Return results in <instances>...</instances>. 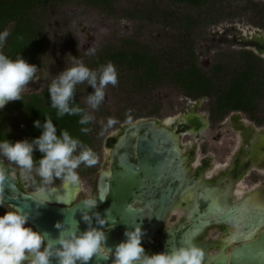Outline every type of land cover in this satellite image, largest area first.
<instances>
[{
  "label": "rangeland",
  "instance_id": "rangeland-1",
  "mask_svg": "<svg viewBox=\"0 0 264 264\" xmlns=\"http://www.w3.org/2000/svg\"><path fill=\"white\" fill-rule=\"evenodd\" d=\"M156 1L181 14L190 12V9L185 5L175 4L170 0ZM256 1L264 2V0ZM145 2L146 0H112L111 6L108 8L109 13L103 11L99 6L87 4L82 0L49 5L43 17L47 24L49 49L40 58L41 67L36 65L38 68L35 74L36 79L29 82L22 94L41 92L66 67L72 66L73 57L79 58L87 67L95 70L100 66L91 64L89 59L104 47L158 50L170 42L173 43L177 39V31L173 28L146 19L134 20L123 16L126 9L139 7ZM254 29L264 32L263 28L255 26L244 13L234 18L220 17L207 27L197 29L194 44L198 65L207 70L223 54L233 53L240 49H248L257 54V45L246 41L242 36L243 31L250 32ZM257 55L264 61L263 56ZM116 70L118 82L115 86L109 84L105 88V99L98 109L93 110L87 104V96L94 91L93 88L87 85V82L76 86L77 99L84 109L93 116L90 122L93 138L91 149L94 151L97 161L91 167L81 164L76 169L82 188L78 195L79 198L87 199L89 196L96 195L92 181L97 177L100 169L107 167L106 151L112 149L116 134L121 132V127L124 124L140 118L153 117L163 120L165 117L187 110H195L205 115L210 124L206 134L202 138L197 137L190 140L186 136L183 138V141L189 142L186 149L193 152V160L188 161L191 171L200 164L202 159L207 158L209 162V171L202 174V179L206 178L208 174L214 176L225 172L229 167L234 168L239 163L242 156L240 150L246 146V142L241 140L244 123L251 124L256 130H264V99L260 102L259 111L255 114L260 122L251 119L250 115L243 111H231L222 120L212 121L209 118L210 97L204 95L192 98L187 96L181 88L167 81H163L155 87L136 89L134 85L132 86L133 80L128 75L130 70L124 68ZM197 104V108L193 107ZM109 120L112 121L111 124H109ZM23 123H25V118L18 113L8 123V128L14 132L15 141L25 139L18 130ZM204 153L210 158L203 156ZM0 160L8 167L10 173L21 182L23 188L27 191L35 189V186L30 182L20 177L19 170L12 162L2 157ZM250 168L253 177L258 176L259 181L250 180L248 176L242 178L235 185V189H240L242 194L251 190L264 191V160L260 167L252 166ZM135 174L123 162L116 180L117 189L129 187L135 182L138 183L139 178L134 182ZM33 175L35 176V173ZM35 179L37 186H41L40 178L35 176ZM61 181L62 178H56L51 185L59 184ZM125 190L123 188L120 191L123 194ZM120 191L119 198L122 200L126 195H122ZM239 195L234 193V198ZM175 211L176 215H171L163 227L171 225L182 213V209ZM132 228L129 226V230Z\"/></svg>",
  "mask_w": 264,
  "mask_h": 264
},
{
  "label": "trees",
  "instance_id": "trees-1",
  "mask_svg": "<svg viewBox=\"0 0 264 264\" xmlns=\"http://www.w3.org/2000/svg\"><path fill=\"white\" fill-rule=\"evenodd\" d=\"M72 0H0V32L8 30V36L2 51L15 59L21 54L29 63L41 67L40 58L49 49L46 23L43 18L49 5H59ZM87 4L99 6L109 13L112 0H82ZM172 3L185 5L189 13L181 14L167 8L156 0H146L139 7L128 8L123 16L130 19H146L171 27L177 31V39L158 50L110 49L104 47L90 57L91 64L97 66L111 62L116 69H128V74L136 89L155 87L163 81L175 84L192 98L210 97V114L213 121L222 120L228 112L243 111L250 118L256 117L259 104L264 99V61L248 49L226 53L204 70L197 63L195 39L197 29L214 23L218 18H234L244 13L257 27L264 29V2L256 0H170ZM90 65V64H89ZM39 93L22 94V99L9 102L0 110V140L15 142L14 132L8 128L12 117L18 113L25 118L19 126V133L25 139L40 135L34 127V121L42 123L45 116L52 119L57 127V134L67 130L74 138L91 148L93 144L92 125L78 123L79 115L57 117L56 109L51 107L48 86ZM74 102L84 109L76 98ZM81 127L90 131L84 134ZM34 151V160L41 157ZM4 211H0L3 215Z\"/></svg>",
  "mask_w": 264,
  "mask_h": 264
},
{
  "label": "clouds",
  "instance_id": "clouds-1",
  "mask_svg": "<svg viewBox=\"0 0 264 264\" xmlns=\"http://www.w3.org/2000/svg\"><path fill=\"white\" fill-rule=\"evenodd\" d=\"M9 35L8 30L0 32V110L9 102L22 99V93L29 82L34 81L38 71L37 66L27 62L21 54L15 59L4 54L2 49ZM84 82L94 90L87 96L88 106L98 109L105 99V88L118 82L116 67L109 62L94 70L73 57L72 66L66 67L48 86L51 107L56 109L57 117L79 115L78 123L82 126L92 121L93 116L74 102L76 86ZM33 123L36 129L41 130L40 135L31 140H0V157L12 162L20 177L35 186L37 194H42L44 186L51 185L56 178L78 184L76 169L81 164L86 167L95 165L94 151L67 130L60 131L58 135L56 125L48 116L43 123L39 119ZM80 131L87 134L90 128L81 127ZM34 151L42 154L39 159L34 160ZM33 173L40 178L41 186H37ZM4 178L0 171V181ZM104 199L89 196L83 205L86 209H93L98 200ZM4 203L0 198V207ZM94 215L100 227H92V216L85 212L82 219L89 225L86 230L80 231L78 226L69 227L52 238L29 224L30 213L18 207L5 210L0 215V264H53V260L55 264H90L96 255H101L104 260L111 258L112 264H203L204 252L195 245L147 253L142 245L144 232L139 224L125 231L126 239L109 248L103 227L109 219L101 218L98 213ZM55 226L62 229L63 223L58 222Z\"/></svg>",
  "mask_w": 264,
  "mask_h": 264
},
{
  "label": "flooded vegetation",
  "instance_id": "flooded-vegetation-1",
  "mask_svg": "<svg viewBox=\"0 0 264 264\" xmlns=\"http://www.w3.org/2000/svg\"><path fill=\"white\" fill-rule=\"evenodd\" d=\"M209 118L212 120L210 112ZM153 119L157 120L156 118ZM207 121L208 125L205 133L197 137L202 138L208 131L210 124L208 119ZM133 122L124 124L121 130H123L125 126L127 128L128 125ZM152 131L156 132L153 135H158V141H160V138L164 139V142H158V144L165 149L163 152L165 158L161 160L162 163L159 165L158 172L152 175L149 172L148 166L143 165V172L140 176L143 179L144 191L147 193L148 189L153 187L151 186L153 182L151 179L152 177L157 179L156 185L159 188H156V191L158 193L160 190L167 192L171 191L169 193L173 196V202L168 212L159 222H155L157 217L156 210L158 208L157 202H155L154 205L149 204L147 206L145 205V201L142 203L136 201L134 203V207L142 208V213L144 215L143 221L147 222V227L143 230L144 236L142 239V245L145 251L152 254L168 250V248L173 249L183 244L185 246L195 245L204 252V257L211 256L209 257L210 260H203V264H228L230 254L235 246H250L244 252L246 255H241L240 258L244 257L245 259H251L252 257L256 258L258 255L262 257V255L257 254V252L261 251L262 243L264 242V191L251 190L244 194H238L239 196H236V198H233L230 202L225 200V196L229 197L236 193L235 185L242 178L248 176L250 180L255 179L259 181V177H253L251 173L250 167H252V165L250 160L239 161L236 166L234 165V168L229 167L227 171L214 176L208 174L206 178L202 179V174L205 171H209V162L207 158L202 159L200 164L191 171L188 161L193 160V152L185 147L183 150H180L174 140V137L178 136L180 142L182 141L185 145L189 144V142L183 141V138L186 136L190 140L193 137L186 134V127L184 125H178L173 129L158 128L155 125H153L152 128L146 126L140 129L138 135L144 133L149 139L152 135ZM126 136L128 140L125 146L119 149L117 154L127 147L129 153L132 155L127 158L128 164L138 167L139 159L136 157L137 137ZM115 148L116 146L112 145L111 151ZM111 151L107 167L100 169L97 177L92 181L96 191V197L99 193V180L102 171H106L107 169L110 172L121 162V159L117 158V156H113ZM200 151L203 152V150ZM184 154H187L188 157L185 158ZM204 155L208 157L206 153H204L203 156ZM0 165L6 167L10 173L8 167L1 160ZM15 180L17 187L21 191L25 193H36L35 189L27 191L23 188L18 179L15 178ZM187 190L193 192L189 204L183 200L180 206H177L180 196ZM259 194L263 197V200H261ZM78 195L69 204H62L56 201L50 202L46 199L42 200L46 203H53L60 206L71 205L83 199L79 198ZM232 206H236V209H233ZM12 208L11 205L4 203V206L0 207V211L11 210ZM177 209H182V213L178 216L177 220L171 225L163 227L165 222L170 219L171 215H176L175 210ZM215 220H219L220 223H215ZM231 237L232 241L228 243L227 240Z\"/></svg>",
  "mask_w": 264,
  "mask_h": 264
},
{
  "label": "water",
  "instance_id": "water-1",
  "mask_svg": "<svg viewBox=\"0 0 264 264\" xmlns=\"http://www.w3.org/2000/svg\"><path fill=\"white\" fill-rule=\"evenodd\" d=\"M250 42L257 45V50L264 49V43L261 44L258 41ZM257 54H259L258 51ZM153 125H155V119L153 118H141L128 125L125 134L129 137H137L136 157L139 159V166L137 167L128 164L127 158L132 155L129 153L127 147L117 154L119 149L122 146H125L128 140V137L125 135L123 139L116 144V148L111 151V154L121 159V162H119V164L110 172L102 171L99 180V193L97 198L104 197L105 199L103 201L98 200L97 206L93 209H86L83 205V199L78 200L71 205L60 206L44 202L42 200L43 198L37 193H25L17 187L15 178L8 172L7 168L2 167L1 165L0 171L4 173L5 178L0 181V198L13 208L18 207L22 211L30 213L29 224L40 232L48 233L52 238L57 237L60 231H64L69 227L75 228L78 226L80 231L86 230L89 225L82 219L85 212L92 216V227H100L97 224L94 215L98 213L101 218L107 217L109 219L108 224L103 227L107 237V246L109 248H114L115 245L126 239L124 233L126 230H129V226L134 227L139 224L142 227V230L147 227V222L143 221L144 215L142 213V208L133 206L136 201L139 203L145 201L146 206L149 204L154 205L155 202L158 203L155 222L161 220V218L168 212L173 202V196L169 193L171 191L167 192L160 190L159 193L156 191V188H159L156 185L157 179L152 177L151 179L153 182L151 186L153 187H150L148 192L145 193L143 179L140 176L143 172V165L148 166L151 175L157 173L159 165L162 163L161 160L165 158L163 153L165 149L158 144V142H164V139L160 138V141H158V135H153L156 133L155 131H152V135L149 139L144 133L138 135L141 128L146 126L152 128ZM123 162L129 169L136 173L133 178L134 182L138 178L140 181H138V183L135 182L129 187H120L117 189L116 180L118 179V172ZM123 188L126 190L122 194V191L120 190ZM119 191L122 195H126L122 200L119 198ZM232 208L236 209V206H232ZM58 222L63 223L62 229L56 228L55 225ZM214 222L220 223L219 220H215ZM249 247L250 246H235L230 254L228 264H264V242L262 243L261 251L257 252V254H261L262 257L258 255L256 258L252 257L251 259H245L244 257L240 258L241 255H246L244 252ZM168 250L171 249L168 248ZM53 264H55V260H53ZM90 264H112V260L111 258L104 260L101 255H96L91 259Z\"/></svg>",
  "mask_w": 264,
  "mask_h": 264
},
{
  "label": "bare ground",
  "instance_id": "bare-ground-1",
  "mask_svg": "<svg viewBox=\"0 0 264 264\" xmlns=\"http://www.w3.org/2000/svg\"><path fill=\"white\" fill-rule=\"evenodd\" d=\"M242 36L246 41H258L261 44L264 43V32L257 29H254L250 32L243 31ZM257 51L261 56L264 57V49H259ZM193 107L197 108L198 104ZM178 125H184L186 127V134L190 135L193 138H196L197 136H202L205 133L208 121L205 115L196 112L195 110H187L186 112L177 113L175 115L165 117L161 121L155 120V126L158 128L162 127L165 129H173ZM242 128L241 140H243V142H246V147H243L240 150L242 152L240 161L250 160L253 167H260L262 160H264V130H256L251 126V124L246 123L243 124ZM125 131L126 126L123 128V130H121V132L116 134L115 141L113 142L114 146H116V144H118V142L123 139V137L125 136ZM174 140L176 142V145L179 146L180 150H183L184 147H187V144L185 145L182 141L180 142V138L178 136H175ZM110 151V149L106 151L105 160L107 161L110 160ZM184 156L185 158L188 157L187 154H184ZM106 172H109V170L106 169ZM81 189L82 188L80 182L78 184H69L62 181L59 184L44 187V192L38 195L48 201H56L62 204H69L77 197ZM236 193L238 195L239 193H241V190H236ZM192 195L193 192H191V190H187L180 196V200L177 202V206H180L181 201L183 200L186 201L187 204H189ZM259 196L261 200H263L264 196L262 197L260 194ZM227 197L225 196V200L230 202L234 198V195L229 196L228 198ZM231 241L232 237L227 240L228 243H231ZM221 250L223 251V248ZM209 257H204V260H210Z\"/></svg>",
  "mask_w": 264,
  "mask_h": 264
}]
</instances>
